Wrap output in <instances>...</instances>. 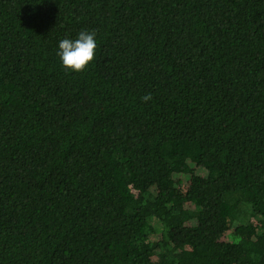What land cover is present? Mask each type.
Here are the masks:
<instances>
[{
  "label": "trees",
  "instance_id": "trees-1",
  "mask_svg": "<svg viewBox=\"0 0 264 264\" xmlns=\"http://www.w3.org/2000/svg\"><path fill=\"white\" fill-rule=\"evenodd\" d=\"M0 264H264V0H0Z\"/></svg>",
  "mask_w": 264,
  "mask_h": 264
},
{
  "label": "clouds",
  "instance_id": "clouds-1",
  "mask_svg": "<svg viewBox=\"0 0 264 264\" xmlns=\"http://www.w3.org/2000/svg\"><path fill=\"white\" fill-rule=\"evenodd\" d=\"M96 33L94 31H80L78 37L72 39H62L59 42V51L57 55L62 61L64 68L82 72L94 58V50L97 47ZM151 94H147L142 99L147 102L151 99Z\"/></svg>",
  "mask_w": 264,
  "mask_h": 264
}]
</instances>
